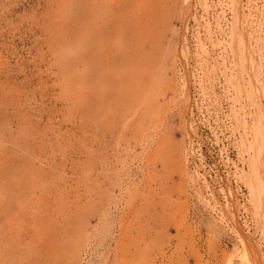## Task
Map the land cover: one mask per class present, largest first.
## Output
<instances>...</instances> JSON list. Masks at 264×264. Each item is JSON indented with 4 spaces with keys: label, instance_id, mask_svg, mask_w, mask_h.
Instances as JSON below:
<instances>
[{
    "label": "rangeland",
    "instance_id": "rangeland-1",
    "mask_svg": "<svg viewBox=\"0 0 264 264\" xmlns=\"http://www.w3.org/2000/svg\"><path fill=\"white\" fill-rule=\"evenodd\" d=\"M229 1L0 0V264H264Z\"/></svg>",
    "mask_w": 264,
    "mask_h": 264
},
{
    "label": "bare ground",
    "instance_id": "bare-ground-1",
    "mask_svg": "<svg viewBox=\"0 0 264 264\" xmlns=\"http://www.w3.org/2000/svg\"><path fill=\"white\" fill-rule=\"evenodd\" d=\"M187 1V0H186ZM232 1V2H231ZM189 2V1H188ZM229 2H231L232 3V8L230 9V11L232 10V9H234V10H232V11H234V12H232V13H234V20L232 19V24H233V27H231V30H232V34L230 33V34H228V35H231V40H232V42H230L231 43V46H233V52H234V58H235V60L237 59L239 62H241V63H243L245 60L248 62V67H249V69H250V71H251V73H252V75H251V73H250V77L251 78H249L250 80H251V82H252V89H253V91H252V94H251V96H250V100L251 101H254V98L256 99L258 96H259V94H260V91L262 90V88L260 89V88H258V86H260L259 85V76H258V74H260L259 72H260V67H259V65L258 64H256L257 62H255V60H254V56H253V50H252V48H251V44L249 45V43H248V40L245 38V36H244V33L245 32H247L245 29H247V28H245L246 26V24H245V22H246V17L247 16H245V15H247V12L245 13L244 12V9L241 7V0H230ZM191 3V2H190ZM203 3H204V1H203ZM184 4H185V2H184ZM190 4L189 3H187L186 2V6H185V12H186V15L188 16V15H190V6H189ZM208 5V4H207ZM231 5V4H230ZM256 5V4H255ZM210 8V7H209ZM252 12V11H251ZM248 13H250V11H248ZM194 14V13H193ZM252 14V13H251ZM250 14V15H251ZM208 15V14H207ZM253 15V14H252ZM251 15V16H252ZM193 16V15H192ZM191 16V17H192ZM196 17V16H195ZM195 17H193V18H195ZM203 19H204V17H202ZM185 19H187V18H185ZM206 21V20H205ZM249 21V20H248ZM209 22V21H208ZM216 22V21H215ZM207 23V22H206ZM209 24H210V22H209ZM251 24V23H250ZM207 26H210V25H207ZM226 27V26H225ZM212 28V27H211ZM214 28V27H213ZM221 28V27H220ZM255 28V27H254ZM215 29V28H214ZM230 29V28H229ZM207 30V29H206ZM210 30V29H209ZM209 30H208V32H209ZM215 32V31H214ZM225 32V31H224ZM249 33V32H248ZM247 33V35H249ZM212 33L210 34V37L208 38L209 40L210 39H212ZM246 35V34H245ZM259 36V35H258ZM184 37V36H183ZM230 37V36H229ZM248 37V36H247ZM185 38V37H184ZM213 41V40H212ZM210 43H212V42H210ZM199 44H203L202 42L201 43H199ZM243 44H244V46H243ZM214 45V44H213ZM212 45V46H213ZM202 46H205V45H202ZM187 48V47H186ZM205 48V47H204ZM206 50V49H205ZM207 51V50H206ZM205 51V52H206ZM208 52V51H207ZM214 56V55H213ZM186 57V56H185ZM237 62V61H236ZM236 62H234V64L236 65ZM244 64V63H243ZM246 64V63H245ZM258 65V66H257ZM247 66V65H246ZM248 67L247 68H245L246 70L248 69ZM244 68V67H243ZM243 68H241V69H243ZM235 69V68H234ZM248 69V70H249ZM245 70V71H246ZM247 70V71H248ZM244 71V70H243ZM241 72V71H240ZM239 73V72H238ZM237 73V74H238ZM242 74V72L240 73V75ZM238 76H236V79H238L239 80V77L237 78ZM235 78V77H234ZM241 78V77H240ZM186 79V78H185ZM235 79V80H236ZM242 79V78H241ZM187 80V79H186ZM237 81V80H236ZM235 82V81H234ZM238 82V81H237ZM241 82H242V80H241ZM240 82V83H241ZM247 82V81H246ZM250 82V81H249ZM248 82V83H249ZM247 83V84H248ZM242 84V83H241ZM240 84V85H241ZM186 85V84H185ZM235 85H237V84H235ZM238 86H239V83H238ZM251 86V85H250ZM249 86V87H250ZM239 87H241V86H239ZM242 89H243V91H245V89H244V87H245V85L243 86L242 85ZM246 89H248V87L246 88ZM251 89V90H252ZM240 91V90H239ZM261 92H263V90L261 91ZM251 93V92H250ZM250 93H248V96H249V94ZM259 99V98H258ZM240 101V100H239ZM256 102V101H255ZM260 101H259V104L257 105V106H261L260 105ZM256 110V109H255ZM263 110H264V107H263ZM258 112H260L261 110H257ZM254 112H256V111H254ZM262 112V111H261ZM256 114V113H255ZM262 114V113H261ZM263 115H264V113H263ZM259 115L258 114H256V118L255 119H257V117H258ZM240 119V118H239ZM244 119V118H243ZM259 119V118H258ZM237 120V119H236ZM257 121V120H256ZM257 122H259V124L261 123L259 120L257 121ZM242 124H243V122H242ZM263 124V123H262ZM238 126V125H237ZM257 126V125H256ZM263 126V125H262ZM250 129V128H249ZM253 130V129H252ZM256 131V130H255ZM262 131H263V128H262ZM260 132H261V130H260ZM260 132H255L257 135L254 137V142H253V144L252 145H254V147H256V153L255 152H253V153H255V154H253V156H254V159L253 158H251V160H253L254 161V163H255V165L251 162V163H249V161H250V159L248 160L247 159V161H248V163H249V168H250V164L251 165H254L253 167L255 168L256 167V171H255V175L257 176V180H254V181H263V176H264V144H263V146L261 145V143H259V141L258 140H260V139H258L259 137H261V136H263L262 135V133H261V135L259 136V133ZM254 133V134H255ZM246 137V136H245ZM264 137V136H263ZM262 137V138H263ZM239 138V137H238ZM251 142V141H250ZM261 142V141H260ZM245 144V143H244ZM240 145V144H239ZM248 145H250V144H248ZM244 146V145H243ZM246 146V145H245ZM251 147H253V146H251ZM252 152V151H251ZM252 156V157H253ZM249 157H251V156H249ZM252 167V166H251ZM252 171H253V169H252ZM247 174V173H246ZM249 174H250V172H249ZM252 174V173H251ZM248 176V175H247ZM250 177V176H249ZM252 177V179H250V181L251 180H253V176H251ZM253 181V182H254ZM259 186H260V183H257ZM208 188V187H207ZM258 188V186L254 189V191L252 190V192L254 193L253 195H255V198H257V194H259L258 192L259 191H261L260 189H257ZM264 189V188H263ZM262 192V191H261ZM264 192V191H263ZM261 194V193H260ZM252 195V194H251ZM261 196V195H260ZM264 196V195H263ZM257 199H259V198H257ZM263 199V198H262ZM259 208V207H258ZM256 210H257V208H256ZM260 211V210H259ZM258 211H257V217L259 218V216H258ZM263 214V213H262ZM260 215V214H259ZM256 217V218H257ZM233 223H234V221H233ZM234 224H237L236 222L234 223ZM237 228H238V225H237ZM239 229V228H238ZM239 234L241 235V236H243L242 235V233L240 232V229H239ZM243 240L244 241H247V240H245V238H243ZM248 242V241H247ZM248 244V243H247ZM251 245V244H250ZM263 260V259H262ZM261 260V261H262Z\"/></svg>",
    "mask_w": 264,
    "mask_h": 264
},
{
    "label": "built area",
    "instance_id": "built-area-1",
    "mask_svg": "<svg viewBox=\"0 0 264 264\" xmlns=\"http://www.w3.org/2000/svg\"><path fill=\"white\" fill-rule=\"evenodd\" d=\"M248 0H245V3H247ZM262 1V0H259V2Z\"/></svg>",
    "mask_w": 264,
    "mask_h": 264
}]
</instances>
